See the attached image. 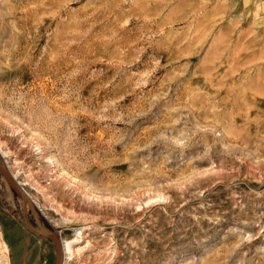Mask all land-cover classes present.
<instances>
[{
    "label": "rangeland",
    "instance_id": "374dc122",
    "mask_svg": "<svg viewBox=\"0 0 264 264\" xmlns=\"http://www.w3.org/2000/svg\"><path fill=\"white\" fill-rule=\"evenodd\" d=\"M0 152L63 264H264V0H0ZM56 258L0 173V264Z\"/></svg>",
    "mask_w": 264,
    "mask_h": 264
},
{
    "label": "water",
    "instance_id": "95a60500",
    "mask_svg": "<svg viewBox=\"0 0 264 264\" xmlns=\"http://www.w3.org/2000/svg\"><path fill=\"white\" fill-rule=\"evenodd\" d=\"M0 173L3 176V178L7 181V183L10 184V186L13 188V190L20 194L22 199V209H23V215L25 218V222L31 229H33L38 234H41L47 238H50L54 244L56 245V253L57 258L56 262L54 264H62L64 253H63V246H62V240L59 236V233L55 230L50 229L47 227L41 220L38 214V210L36 208V203L33 200V198L30 196V194L26 191V188L24 185L20 183L18 179L14 177L13 172L9 168L8 164L5 163L4 159L2 158L0 154ZM29 208L32 210L35 218V222L37 225L32 224L29 221L27 209Z\"/></svg>",
    "mask_w": 264,
    "mask_h": 264
},
{
    "label": "bare ground",
    "instance_id": "6f19581e",
    "mask_svg": "<svg viewBox=\"0 0 264 264\" xmlns=\"http://www.w3.org/2000/svg\"><path fill=\"white\" fill-rule=\"evenodd\" d=\"M0 154H1V152H0ZM1 156H2V154H1ZM14 177L16 178V176H15V174H14ZM17 179V178H16ZM27 191V190H26ZM37 205V204H36ZM36 208H37V210H38V214H39V208H38V206H36ZM27 209V213L29 212L28 211V209L29 208H26ZM31 210V209H30ZM31 212H32V210H31ZM32 215H33V218H34V214H33V212H32ZM39 217H40V214H39ZM23 218H24V215H23ZM28 218H29V216H28ZM25 219V218H24ZM35 219V218H34ZM41 220V219H40ZM29 221L33 224V222L31 221V219L29 218ZM36 223V222H35ZM27 225V224H26ZM37 225V224H36ZM28 227H29V225H27ZM30 228V227H29ZM31 229V228H30ZM33 230V229H32ZM34 231V230H33ZM35 232V231H34ZM37 233V232H36ZM38 234V233H37ZM39 235H41V234H39ZM43 236V235H42ZM59 236H60V238H61V240H62V246H63V253H64V257H63V261H62V264H63V262H64V259H65V254H67V252H70L71 251V249H72V241H64V244H63V239H62V236L59 234ZM45 237V236H44ZM47 238V237H46ZM48 239H50V238H48ZM51 240V239H50ZM54 243V242H53ZM55 247H56V245H55ZM6 264H9V261H7L6 262Z\"/></svg>",
    "mask_w": 264,
    "mask_h": 264
}]
</instances>
